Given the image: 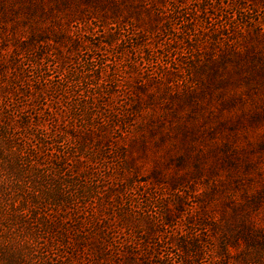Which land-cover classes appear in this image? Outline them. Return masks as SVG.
Here are the masks:
<instances>
[{
  "label": "rangeland",
  "instance_id": "374dc122",
  "mask_svg": "<svg viewBox=\"0 0 264 264\" xmlns=\"http://www.w3.org/2000/svg\"><path fill=\"white\" fill-rule=\"evenodd\" d=\"M31 1L42 2L43 5L45 2ZM11 2L20 9L30 5L23 0ZM182 2L187 8L197 2L200 5L202 0ZM159 4L157 0H122L117 6L108 8L100 0L92 5L81 0L76 11L88 14V20L101 18L103 23L116 22V27L119 26V34L115 32V52L120 54L117 59L118 83L110 91L113 92L112 96L105 101L112 102L116 107L121 106V110L126 109L125 114H128L127 118L119 119L122 123L118 129L106 131L110 142L107 145L112 146L111 151L118 155L116 147L120 146L123 155H118L121 164H115L113 158L108 160V157H104L105 163L101 166L96 161V167L108 172L109 176L114 174L116 180L120 178L118 183H126L131 193L141 195L145 192V200L140 196L125 198L127 194H120L122 198L115 202L113 212L120 210L122 213L127 206L126 213L132 217L130 219H141L140 223L145 221L151 224L155 222V213L161 219L164 212L167 221L175 225L173 232L179 234L187 222L204 221L208 224L205 229L213 244H204L203 252L207 255V249L211 247L209 253L212 256L194 251L190 245L182 250V238L173 239V247L179 250L181 256L177 261L183 264H244L245 257L257 254L263 255L264 260V51L251 50L250 46L255 43L253 40L240 43V50L247 56H258V61L245 57L236 63H214L211 68L208 67V71H200L197 78L192 80L193 83L197 82L193 93L181 92L180 82L185 76L175 73V68L183 71L182 67L188 59L197 58L198 50L203 57L226 51L223 40L228 30L233 34L230 38L242 39L245 34L239 32L240 27L248 30L249 35H253L255 22L264 28V0H235L232 3L230 0H212L211 5L204 4L207 11L203 18H210L209 22L213 25L206 24L203 18L198 19L187 36L182 32L177 35L187 42L182 47L169 42L160 33L165 20L156 17L151 8ZM52 5L55 2L49 4L52 16L42 23L36 22L37 31L47 29L57 32L53 29L62 31L67 26L65 18L61 21L63 26H50L53 19L63 18L61 9L56 13ZM62 8L68 12L69 8ZM2 21L7 26L14 25L17 33L26 34L29 30L21 13ZM123 21L126 23L123 24ZM70 30H74V27ZM138 31L145 32V44L150 42L152 51L169 57L168 68L164 72L168 76L165 85L175 81L179 83L176 88L167 91L161 82H145L149 78L148 72L154 70L156 61L149 64L145 59L146 47L143 50L134 46L137 36V44L142 41ZM50 32L46 36H51ZM175 32L180 30L175 29ZM6 34L3 33L5 38ZM14 38L10 35L2 42L0 34V53L3 54L6 48L12 49L13 43L10 42ZM213 40L219 43L215 44ZM261 43L264 46V39L256 46L259 47ZM5 44L8 47L4 48ZM34 51L37 54L44 52L39 48V43L35 44ZM44 65L47 68L50 64L46 61ZM2 82L0 76V88ZM142 82L145 84L142 85ZM176 92L180 94L176 95ZM45 93L48 105L40 107L39 99H31L36 98L34 95L28 102L30 106L24 107L28 114H36L45 127L50 128L51 124L54 133L57 129L61 134L66 131L62 143L67 145L70 144L67 132L71 126L76 128L73 132L76 138L86 137L84 131L77 130L78 124L71 119L72 113L65 109L62 96H54L49 88ZM11 107L10 103L0 99L2 114ZM12 124L18 126L17 121H12ZM124 124H132L126 135L121 133ZM120 129L122 131H117ZM51 136L55 137L54 150L57 136ZM86 142L87 148H92L93 136L86 137ZM102 145H106V142ZM142 180H145V186L140 188L144 184ZM177 191L180 196L175 195ZM147 196L153 199L147 202ZM256 208L259 211H253ZM153 227L155 234H169L170 230H163L156 224ZM142 232L143 228L131 233L118 228L114 236L117 250H113L116 257L112 259L113 262L105 258L104 264H145L147 258L155 261L156 247L151 245L153 240H148L146 244L142 242L146 240ZM199 240L205 242L204 237ZM258 240L260 243L256 242ZM140 242L144 245H137ZM80 264H86L85 260L82 259Z\"/></svg>",
  "mask_w": 264,
  "mask_h": 264
},
{
  "label": "trees",
  "instance_id": "16d2710c",
  "mask_svg": "<svg viewBox=\"0 0 264 264\" xmlns=\"http://www.w3.org/2000/svg\"><path fill=\"white\" fill-rule=\"evenodd\" d=\"M11 1L0 0L2 42L10 35L16 38L10 42L13 43L11 50H6L8 44H5L6 49L3 54L0 53V76L3 81L0 99L12 106L3 114L0 112V264H80L82 259L86 264H104L105 258L113 262L112 259L116 257L113 250H117L114 236L118 228H123L129 233L143 228L142 234L146 240L142 242L146 244L148 240H153L151 245L156 247L155 261L147 258L145 264H183L177 261L181 256L179 250L173 247L172 240L176 238H182V250L190 245L194 251L207 257L212 256L209 253L212 251L211 247L207 249V255L203 252L204 244H213L205 229L208 224L204 221L187 222L185 229L179 234L173 232L175 225L167 221L164 212L161 219L158 213H155V222L152 224L145 221L140 223L141 219H130L132 217L126 213L127 206L122 209V213L120 210L113 212L115 202L122 198L120 194H127L124 195L125 198L140 196L145 200V192L141 195L131 193L126 183H118L120 178L116 180L114 174L109 176L108 172L96 167V161H99L101 166L105 163L104 157H108V160L113 158L115 164H121L118 155H123L120 146L116 147L118 155L111 151L112 146L107 145L110 142L106 133L107 130L118 129L122 123L120 120L128 117V114H125L126 109L121 110V106L116 107L112 102L105 101L112 96L113 92L110 91H113L112 87L118 83L117 59L120 54L115 52V32L119 29L116 22L103 23L101 18L88 20V14L76 12L81 0H45L44 5L42 2L23 0L30 5L21 9L15 7ZM83 1L92 5L97 0ZM100 1L108 8L122 2ZM157 1L160 4L151 8L156 17L165 20L161 24L160 33L167 37L169 42L180 47L186 41L177 35L182 32L187 36L192 31L191 28L198 23V19L206 15L204 4L212 3V0H202L200 5L197 2L185 8L182 0ZM52 2H55L52 7L55 6L56 13L61 9L63 18L53 19L50 26H63L61 21H64V18L67 20V26L62 31L53 29L58 33L47 29L37 31L36 22L42 23L52 16L49 7ZM65 6L69 8L68 12H64L62 7ZM19 13L24 15L28 25L26 34L17 33L14 25L7 26L2 21ZM203 19L206 24L213 25L207 16ZM253 25V35H249L248 30L239 26V32L245 34L242 39L230 38L233 34L229 33L226 26L228 34L223 40L226 51L213 52V55L203 57L199 55L198 50V57L188 59L182 67L183 71L175 68L176 74L186 77L181 79V92L193 93L197 82L193 83L192 80L197 78L200 71H208V67L211 68L214 63H236L245 57L257 62L258 56H247L239 48L240 43L245 44L246 41L253 40L255 43L250 46L251 50H259L260 53L264 51L262 43L259 47L256 46V43L264 39V28L256 22ZM72 26L74 30H70ZM175 29L180 32H175ZM5 32L6 38L3 35ZM49 32L51 36H46ZM139 33L142 41L137 44V36L134 46L143 50L146 47L145 59L149 64L153 63V60L156 61L154 70L148 72L149 78L145 82H161L167 91L176 88L179 83L175 81L165 85L168 76L164 72L168 68L169 57L152 51L150 42L145 44V32L138 31ZM36 43L44 50L43 53L37 54L34 51ZM213 43L219 42L213 40ZM46 61L50 64L47 68L44 65ZM145 82H142V85ZM46 88H49L54 96H62L65 109L72 113L71 119H75L78 124L77 130L84 131L86 137L93 136L92 148H87L86 137H75L73 132L76 128L72 126L67 132L70 144L62 143L66 131L61 134L57 129L54 133L51 124L50 128L45 127L41 118L36 114L33 116L32 112L28 114L24 109L25 106H30L28 102L31 99H39L40 107L48 105L45 99ZM179 94L176 92V95ZM34 95L36 98H31ZM12 121H17L18 126L12 124ZM131 126L132 124H124L121 128L123 131H117L126 135ZM51 134L57 136L54 150L55 137ZM104 142L106 145H102ZM119 169L123 170L121 167ZM142 182L144 184L139 186L140 188L145 186V180ZM175 195L180 196V192L177 191ZM152 199L147 196L146 201L150 202ZM155 224L163 230H170L169 234H155ZM212 228L214 229L213 226ZM202 237L205 242L199 240ZM142 242L137 245L143 246ZM256 242L260 243L259 240ZM262 256L249 255L245 257L244 264H263Z\"/></svg>",
  "mask_w": 264,
  "mask_h": 264
},
{
  "label": "snow or ice",
  "instance_id": "6c2138e0",
  "mask_svg": "<svg viewBox=\"0 0 264 264\" xmlns=\"http://www.w3.org/2000/svg\"><path fill=\"white\" fill-rule=\"evenodd\" d=\"M253 211H259V209H258V208H256V209H253Z\"/></svg>",
  "mask_w": 264,
  "mask_h": 264
}]
</instances>
